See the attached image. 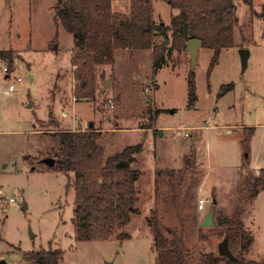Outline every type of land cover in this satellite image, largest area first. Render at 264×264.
<instances>
[{"label": "rangeland", "instance_id": "374dc122", "mask_svg": "<svg viewBox=\"0 0 264 264\" xmlns=\"http://www.w3.org/2000/svg\"><path fill=\"white\" fill-rule=\"evenodd\" d=\"M130 1L115 0L114 8L128 11ZM55 4L0 0V51L14 54L10 73L0 70V256L6 261L0 264H30L23 255L41 249H60L63 264H156V222L164 236L182 239L193 252L219 253L225 238L219 214L244 222L254 236L246 257L261 260L264 190L251 197L244 181L264 168V0L239 1L235 45L224 47L214 66L208 47H199L193 66L189 50L175 51L158 71L151 48L121 49L113 62L96 65L94 98L77 93L82 71L74 65V35L55 18ZM152 12L169 24L177 10L153 0ZM241 48L250 51L246 67ZM90 128L101 130L106 157L142 143L132 163L139 172L137 212L109 238L80 241L74 173L51 162L58 131ZM212 207L214 224L207 227Z\"/></svg>", "mask_w": 264, "mask_h": 264}, {"label": "trees", "instance_id": "16d2710c", "mask_svg": "<svg viewBox=\"0 0 264 264\" xmlns=\"http://www.w3.org/2000/svg\"><path fill=\"white\" fill-rule=\"evenodd\" d=\"M177 10L171 22L153 16V0H131L128 11L114 8L115 0H56L55 18L74 35L76 58L82 78L77 90L81 98H94L96 65L113 62L118 50H153L155 71L168 64L175 51H187L191 38L201 40V47L214 50L211 65L218 62L224 47L235 45V27L240 0H166ZM252 6V2H248ZM9 69L14 63L11 50L0 51ZM189 104L197 102L194 72L188 76ZM232 87V85H229ZM55 169L74 173V226L80 241L107 239L124 228L137 212L139 172L132 168L142 143L126 146L120 153L105 156L98 145L101 130H60ZM250 196L264 190V168L259 175L245 176ZM224 228L233 257H223L212 249L196 253L186 248L182 239L170 240L160 225H154L156 264H264V257L249 260L248 248L254 236L240 219L225 214L217 216ZM123 236L122 234L119 235ZM30 264H63L60 249H41L23 255Z\"/></svg>", "mask_w": 264, "mask_h": 264}, {"label": "water", "instance_id": "95a60500", "mask_svg": "<svg viewBox=\"0 0 264 264\" xmlns=\"http://www.w3.org/2000/svg\"><path fill=\"white\" fill-rule=\"evenodd\" d=\"M200 46H201V40L197 39V38H191L187 42V49L189 50L190 55H191V66H193L195 61H196ZM240 53H241L242 64L244 67H246L248 65L247 59L250 55V51L247 48H241ZM92 125H93V123L90 124V126H92ZM159 134H161V132H159ZM51 164L54 165L55 160H52ZM213 201H214V203L217 202L215 200H213ZM213 213H214V207H212L210 209V211L205 215V217H204L205 219L203 221L204 226L210 227V225L214 224ZM218 251H219V254L223 257H233V252L229 248L227 239H224L223 241H221L218 244ZM107 264H112V263H107Z\"/></svg>", "mask_w": 264, "mask_h": 264}, {"label": "built area", "instance_id": "2783aa9c", "mask_svg": "<svg viewBox=\"0 0 264 264\" xmlns=\"http://www.w3.org/2000/svg\"><path fill=\"white\" fill-rule=\"evenodd\" d=\"M0 70L1 71H4L6 74H9L10 73L8 64L5 63V60L3 58H1V57H0ZM20 81H22V78L21 77L17 78V82H20ZM14 90H15L14 85L13 84H10L9 91L10 92H13ZM177 134H180L181 135L180 131H177ZM183 134L185 136H189V134L187 132H185ZM11 200H13V199H11ZM199 201H200V203H199V209L200 210L205 209V203H206V201H204L203 198H201ZM0 261H2V257L1 256H0Z\"/></svg>", "mask_w": 264, "mask_h": 264}, {"label": "crops", "instance_id": "0c3cea01", "mask_svg": "<svg viewBox=\"0 0 264 264\" xmlns=\"http://www.w3.org/2000/svg\"><path fill=\"white\" fill-rule=\"evenodd\" d=\"M3 262H4V263H6V261H5V260H2V263H3Z\"/></svg>", "mask_w": 264, "mask_h": 264}]
</instances>
